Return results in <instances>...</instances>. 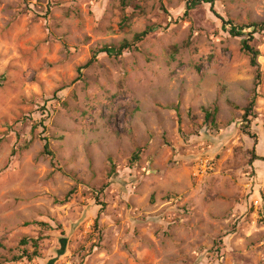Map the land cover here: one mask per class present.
Listing matches in <instances>:
<instances>
[{
  "label": "rangeland",
  "instance_id": "obj_1",
  "mask_svg": "<svg viewBox=\"0 0 264 264\" xmlns=\"http://www.w3.org/2000/svg\"><path fill=\"white\" fill-rule=\"evenodd\" d=\"M188 1L0 0V264H264V0Z\"/></svg>",
  "mask_w": 264,
  "mask_h": 264
},
{
  "label": "trees",
  "instance_id": "obj_2",
  "mask_svg": "<svg viewBox=\"0 0 264 264\" xmlns=\"http://www.w3.org/2000/svg\"><path fill=\"white\" fill-rule=\"evenodd\" d=\"M194 2L210 3L212 5V7L215 4V0H190V1H188L187 5H186L185 14H188V12L192 8ZM125 19L127 20L128 18L125 17ZM260 26H261L260 23H251L249 25H237L232 20L223 19V28L228 30L229 33L235 37L243 36L245 34L246 29L252 28V31L249 32V37L246 38L243 42V50H245L251 56L252 65L258 64L257 60L261 54L259 49L255 48L251 44V42L255 38V34L261 30ZM156 28L157 27H155V26H149L144 31L135 34L132 42L124 41L118 47L106 45L100 49H97L96 51H94V54L92 56L90 63L97 57V55L99 53H102V52L107 53L108 55H113V54L120 55V54H122L124 50L130 49L133 44L143 41L146 38V36L149 35L150 33L154 32L156 30ZM81 69H82V67L80 68V70ZM254 102L255 101L252 100V102L245 109V114L243 117L245 125H249L251 120H252L249 118V116H250L251 112L253 111ZM204 111H205V115H206V120H209L213 125L216 126L217 125L216 110L210 111L209 109H204ZM44 153H46L48 155L52 154V151L48 149V143L45 144ZM139 158H140V150L138 149L137 151L134 152V155L132 156V161L133 162L137 161ZM257 159L264 161V156H259L254 151L253 156H252V161H255ZM102 206H104V203H102ZM99 216H100V214L96 218V223L98 222ZM21 242L23 244H28L31 242L34 247H37L39 244L38 239L24 238V239H22ZM2 246H4V245H3V243L0 242V247H2ZM34 254H37V251H34ZM28 256H31V255H28Z\"/></svg>",
  "mask_w": 264,
  "mask_h": 264
}]
</instances>
